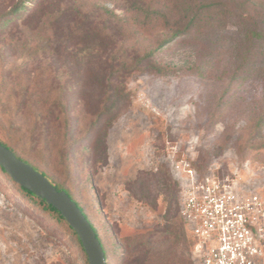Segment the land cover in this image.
Wrapping results in <instances>:
<instances>
[{
  "label": "rangeland",
  "instance_id": "374dc122",
  "mask_svg": "<svg viewBox=\"0 0 264 264\" xmlns=\"http://www.w3.org/2000/svg\"><path fill=\"white\" fill-rule=\"evenodd\" d=\"M244 1H207L221 6L212 24L156 58L196 75H135L126 83L131 102L107 126H90L94 118L82 112L72 64L28 63L36 83L24 105L15 95L26 77L19 87L9 78L0 83V142L69 192L96 229L106 264H200L178 218L176 237H153L132 250L137 238L164 228L170 195L155 181L165 176L173 184L170 157L187 158L199 173L218 167L241 176V191L264 192V0ZM93 2L122 15V0ZM10 54L0 58V78L9 69L16 74L19 62ZM59 96L70 120L65 134L63 126L39 120L41 101ZM29 199L0 172V264H88L64 223ZM176 207L181 217L179 201L173 215Z\"/></svg>",
  "mask_w": 264,
  "mask_h": 264
},
{
  "label": "trees",
  "instance_id": "16d2710c",
  "mask_svg": "<svg viewBox=\"0 0 264 264\" xmlns=\"http://www.w3.org/2000/svg\"><path fill=\"white\" fill-rule=\"evenodd\" d=\"M207 1L122 0L119 9L122 15L118 16L108 8L96 5L93 0H0V58H4L9 51V59L14 63L19 62L14 69L16 74L10 75L13 72L7 70V75L0 78V83H10L7 80L9 78L11 84L19 87L26 77L28 82L21 87L24 90L20 89L19 94L15 95L18 97L17 105H24L32 100L31 95L25 96L30 84L36 83L28 63L62 60L69 68L72 64L75 73L71 80L81 82L79 101L82 112L94 118L90 126L97 123L107 126L131 102V93L126 83L135 75L147 73L166 76L175 72L181 76L196 75L193 70L165 67L156 58L164 48L182 43L186 36L212 24L214 11L221 6L216 7ZM249 3L250 0H245L242 6ZM41 102L44 111L39 119L40 126H45L42 122L46 121L50 125L63 126L64 134L67 133L70 120L64 99L60 96L48 97ZM0 103L4 105L5 101L1 102L0 99ZM1 144L15 155L12 148ZM172 160L177 159L174 156ZM169 170L173 184H169L165 176L155 181L159 191L170 195L164 228L137 238L132 250L139 251L154 240L153 237L156 240L176 237V222L173 223V220L177 218L183 235L191 238L184 221L179 217L178 207L173 210L174 215L171 212L172 203L175 202L177 206L179 201V186ZM0 172L11 180L1 167ZM40 174L45 177L43 173ZM48 180L58 191H64L71 198L90 223L69 192ZM16 186L23 195L30 198L27 203L32 199L37 200L64 223L87 259L77 235L61 215L43 200L18 184ZM261 194L264 197V192ZM90 225L103 248L96 229ZM103 251L106 257L104 248Z\"/></svg>",
  "mask_w": 264,
  "mask_h": 264
},
{
  "label": "built area",
  "instance_id": "2783aa9c",
  "mask_svg": "<svg viewBox=\"0 0 264 264\" xmlns=\"http://www.w3.org/2000/svg\"><path fill=\"white\" fill-rule=\"evenodd\" d=\"M171 161L180 216L200 264H264L261 192L241 191V176H225L218 167L199 173L185 157Z\"/></svg>",
  "mask_w": 264,
  "mask_h": 264
},
{
  "label": "water",
  "instance_id": "95a60500",
  "mask_svg": "<svg viewBox=\"0 0 264 264\" xmlns=\"http://www.w3.org/2000/svg\"><path fill=\"white\" fill-rule=\"evenodd\" d=\"M0 167L24 190L54 208L77 235L88 264H106L103 248L81 210L64 192L58 191L32 166L18 159L0 143Z\"/></svg>",
  "mask_w": 264,
  "mask_h": 264
}]
</instances>
